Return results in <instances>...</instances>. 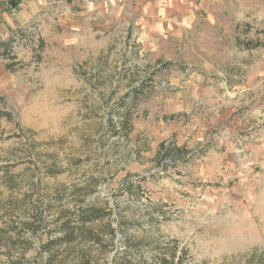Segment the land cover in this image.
<instances>
[{"label":"rangeland","instance_id":"1","mask_svg":"<svg viewBox=\"0 0 264 264\" xmlns=\"http://www.w3.org/2000/svg\"><path fill=\"white\" fill-rule=\"evenodd\" d=\"M223 4L144 46L107 0H0V264L91 207L63 264H264V0Z\"/></svg>","mask_w":264,"mask_h":264},{"label":"crops","instance_id":"2","mask_svg":"<svg viewBox=\"0 0 264 264\" xmlns=\"http://www.w3.org/2000/svg\"><path fill=\"white\" fill-rule=\"evenodd\" d=\"M107 3L110 9L125 10L119 16L125 18L127 23L133 22L136 33L142 41H146L143 42L144 46L150 39L152 42L156 40L157 34L164 28V19L178 21L181 17L194 20L201 10L213 17L224 6V0H107ZM7 18H10L9 14Z\"/></svg>","mask_w":264,"mask_h":264},{"label":"trees","instance_id":"3","mask_svg":"<svg viewBox=\"0 0 264 264\" xmlns=\"http://www.w3.org/2000/svg\"><path fill=\"white\" fill-rule=\"evenodd\" d=\"M99 213H101L100 210H95L92 207L87 208L85 209V211L81 213L82 214L81 222L75 221L72 219V217L66 216V218L63 220L62 225L60 227L61 229L60 236L55 239L50 240L45 245L47 251L49 252L48 253L49 256L46 258V261L44 262V264H57V262L58 264H63L65 258L62 257L61 259H58L57 256L51 253L52 249L58 247L60 250L61 247H63L64 245L68 246L74 243L76 239H78L79 236L85 233L87 224L91 223L93 219L100 217ZM164 260H165V264H167L166 259Z\"/></svg>","mask_w":264,"mask_h":264}]
</instances>
